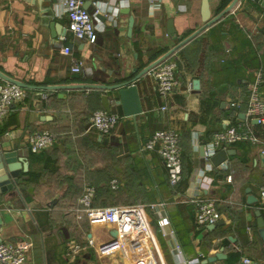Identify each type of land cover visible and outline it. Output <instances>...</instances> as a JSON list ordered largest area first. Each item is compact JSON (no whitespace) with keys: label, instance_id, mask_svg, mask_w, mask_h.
<instances>
[{"label":"crops","instance_id":"obj_1","mask_svg":"<svg viewBox=\"0 0 264 264\" xmlns=\"http://www.w3.org/2000/svg\"><path fill=\"white\" fill-rule=\"evenodd\" d=\"M90 1L110 12L115 6L129 9L115 20L101 13L105 20L98 19L94 44L67 32L64 0H0V81H18L26 90L0 122V150L15 151L27 163L18 191L0 192V238L27 243L24 264H181L193 258L198 264H241L242 258L264 264L255 215L258 210L264 219L258 206L264 124L244 114L249 85L258 74L264 97V0H207L210 24L169 57L177 63L178 87L164 101L150 70L144 73L135 81L141 112L134 116H125L114 102L116 91L88 87L112 85L126 71L133 78L163 57L204 24L202 0H161L154 11L144 0ZM63 47L70 48L69 55ZM75 63L79 73L71 71ZM103 95L110 112L121 117L110 135L89 126L90 115L102 109ZM230 102L240 105L236 109ZM241 122L258 143L222 146L232 151L226 162L201 163L199 150L213 134ZM164 129L178 133L182 167L190 169L186 181L176 185L156 152L140 151ZM42 130L56 140L32 153L28 135ZM203 177L211 179L207 189L199 187ZM86 185L94 188V207H141L147 233L119 234L114 225L76 211ZM248 194L257 200L248 204ZM195 195L214 201L219 225L196 224L189 201ZM70 242L85 247L72 261L66 256ZM218 253L223 257L202 263Z\"/></svg>","mask_w":264,"mask_h":264},{"label":"built area","instance_id":"obj_2","mask_svg":"<svg viewBox=\"0 0 264 264\" xmlns=\"http://www.w3.org/2000/svg\"><path fill=\"white\" fill-rule=\"evenodd\" d=\"M154 11L161 0H144ZM253 1V0H251ZM85 0H64V10L67 17V32L79 41L94 44L97 39L98 18L96 15L103 13L110 19L115 20L118 7L115 6L110 12L107 5L99 1H92V8H84ZM62 52L70 54L69 47H63ZM177 63L169 57L154 66L149 73L155 80L156 91L161 99L166 101L170 94L178 87L176 77ZM74 73H79L81 67L75 63L71 68ZM262 82L260 74L255 81L249 85V93L246 101L245 116L248 120L256 121L257 124H264V97L261 95L259 86ZM26 96V90L14 83L0 81V122L6 117L11 107ZM240 103L230 102V107L238 108ZM167 107L163 105L162 110ZM120 116L113 112H106L103 109L94 111L89 117L90 128L100 135H110L116 128ZM56 140V136L47 130L35 131L28 135V150L32 153H39L50 148ZM237 142H247L252 145L258 143L257 137L246 122L228 125L223 130L213 134L211 140L203 146V160L206 165H210V158L222 146L231 145ZM140 151L156 152L167 173L169 182L176 185L182 178V157L179 146L178 133L171 129L155 131L147 141H145ZM264 159V148L260 150ZM211 179L203 177L199 183L201 189H207ZM94 188L90 185L84 187L83 193L78 199L76 211L82 212L92 221L114 225L119 234L142 232L147 233L148 226L144 221L141 207L139 206H115V207H94ZM189 201L195 208V222L198 226L212 225L218 220L214 201L201 198L199 195L192 196ZM258 206L264 213V185L258 189ZM161 225H167L166 218L160 219ZM27 250V243L23 240L6 242L0 238V264H24ZM82 247L74 242L67 244L66 256L72 261L80 252ZM197 258L184 260L181 264H198ZM241 264H251L250 259L242 258Z\"/></svg>","mask_w":264,"mask_h":264},{"label":"water","instance_id":"obj_3","mask_svg":"<svg viewBox=\"0 0 264 264\" xmlns=\"http://www.w3.org/2000/svg\"><path fill=\"white\" fill-rule=\"evenodd\" d=\"M254 1H263V0H254ZM91 5L90 0H86L84 2V8H88ZM129 12L128 8H119L118 13L120 14H127ZM98 19L101 21L105 20V17L101 14L96 15ZM201 18L204 24L194 33L183 39L182 41L178 42L173 48H171L167 53L161 57L159 60L155 61L151 65L143 68L139 72L136 73V75L133 78L129 79V72L123 73L122 77L120 79L114 78L112 85H105V86H98V85H90L88 88H94V89H104V90H114L115 98L114 101L117 105H120L123 111V114L125 116H134L136 114H139L141 112V105H140V99L138 96L137 86L135 84V81L138 80L144 73L151 70L154 66H156L159 62L162 60L168 58L171 56L172 53H174L177 49H179L182 45H184L186 42H188L190 39H192L194 36H196L198 33H200L202 30H204L211 22L210 19V12L208 9V3L207 0H202L201 5ZM132 23V20H129V23ZM167 33L168 34H174V30L172 28L171 20L168 21L167 24ZM136 71V69L133 70V72ZM5 81L17 84L21 87L23 85L19 83L18 81L5 78ZM193 89L198 88V81L194 80ZM101 107L104 111L110 112V100L108 96L103 95L101 96L100 101ZM256 123V121H253ZM200 156H201V163L204 162L203 160V147L199 150ZM232 154V151L229 149H219L217 150L214 155L211 156L210 162L213 166L217 167L224 162L227 161L228 156ZM27 171V163L24 161L22 157H18L17 153L15 151H1L0 150V192H5L7 190H15L18 191V184H19V177L21 172ZM257 199L252 196L251 194H248L246 197V202L248 204H251L255 202ZM255 215L257 216L256 220V226L258 229L259 236L262 241H264V219L261 216L260 211H255ZM221 221H216L212 225H208V228L215 227L219 225ZM223 256L221 254H215L213 256H209L206 259L202 261V263L212 262L216 259H220Z\"/></svg>","mask_w":264,"mask_h":264},{"label":"trees","instance_id":"obj_4","mask_svg":"<svg viewBox=\"0 0 264 264\" xmlns=\"http://www.w3.org/2000/svg\"><path fill=\"white\" fill-rule=\"evenodd\" d=\"M239 143H243V142H238V143H235V144H239ZM181 157H182V162L184 161V158H185V156H184V154L181 152ZM183 164V163H182ZM183 168H185V167H182V178H181V180L179 181L180 183L182 182L183 183V181L185 182L186 181V179H187V175L189 174V172H190V169H187V172L185 171V169H183ZM28 176H29V178L30 179H34L35 180V177H36V174H34L33 172H29L28 173ZM238 258V254H234V257H233V260L234 259H237ZM232 260V261H233Z\"/></svg>","mask_w":264,"mask_h":264}]
</instances>
